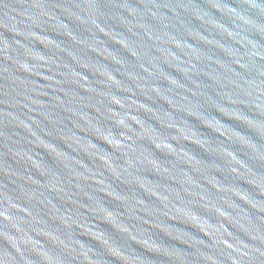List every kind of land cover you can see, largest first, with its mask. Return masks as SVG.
I'll return each instance as SVG.
<instances>
[{"label": "water", "instance_id": "obj_1", "mask_svg": "<svg viewBox=\"0 0 264 264\" xmlns=\"http://www.w3.org/2000/svg\"><path fill=\"white\" fill-rule=\"evenodd\" d=\"M0 264H264V0H0Z\"/></svg>", "mask_w": 264, "mask_h": 264}]
</instances>
